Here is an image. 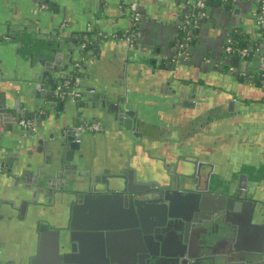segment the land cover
Wrapping results in <instances>:
<instances>
[{
    "label": "water",
    "instance_id": "95a60500",
    "mask_svg": "<svg viewBox=\"0 0 264 264\" xmlns=\"http://www.w3.org/2000/svg\"><path fill=\"white\" fill-rule=\"evenodd\" d=\"M35 1L41 4L51 2ZM52 1L49 5L51 11L54 8L58 9L59 3L62 2ZM71 1L75 2L71 13L74 15L79 13V17L86 19L100 11L107 16V12L111 10H115L117 18L121 12L119 6L122 5L125 14L128 15L127 28L115 33L116 39H107L101 46H94L92 50L79 51V55H83V61L80 62L86 66L78 71L80 78L78 91L81 96L75 104L56 102L52 99L51 89L54 87L51 88L50 83L54 75L53 66L60 64L59 58L65 51V43L58 40L60 39L57 37L58 34L53 36L57 37L55 47L45 53L48 57L51 56L52 62L43 63L42 72L35 81L31 75L37 68L29 65V58L24 59L20 56L18 52L20 42L16 43L14 50L10 43L0 45V182L4 179L7 181L5 185L8 186L3 185L1 188L0 193L3 192L5 198L0 197V209L7 206L14 214L20 213L21 216L23 213L24 216L29 215L37 219L38 222L50 223L48 219L56 212L55 206L64 205L66 225L59 228L52 225V230H49L50 233L59 236L61 254L59 264H79L76 249L85 242L95 244L99 251L97 261L94 262L91 255L86 257V261L90 259L92 260L90 264H109L110 255L105 252L104 247L108 246L107 238L113 235H118L119 238L133 236L130 239L133 246L138 243L141 247L136 252L132 251L127 258V264H264V223L257 224L259 218L264 217V205L259 208L256 204L249 205L251 210L246 213L248 224L244 225L249 228H246L239 220L243 211L240 203H235L234 200L227 199L219 193H209L207 196L211 198L207 200L198 194L201 192L195 193L196 195L183 192L180 189L179 177L184 178L183 184H187L188 180L195 177L181 172L179 164L176 165L177 172L173 175L174 167L169 171L165 169L163 172L154 171L153 179L149 183L139 180V172L133 165L135 160L132 157H122L123 168L115 163L107 166L113 167L105 169L98 158L82 152L81 145L74 140L71 130L74 126L72 117L78 114L82 119H98L105 124L104 130L95 135L94 142L110 137L112 140H123V143L133 148L142 149L143 141L151 140L143 136V130H138L143 128L138 123L139 110L137 106L130 107L126 102V90L128 86L132 89L144 86V81L136 80L140 74L136 76L134 73L139 68L148 66V63L155 64L156 59L148 58L147 51L141 52L135 47L137 39L144 34L140 22L145 16L140 14L139 22L134 24L130 16V2L125 4L124 0H120L115 6L105 2L96 6L94 2L85 0V4L81 6L80 0ZM185 1L187 4L188 0ZM196 1L193 5H196ZM225 2L220 3V12H224L227 7L232 9L235 4V0L227 5ZM154 4L161 5L158 1ZM60 9L61 14H66L65 6H61ZM237 12L234 10L227 13V16L230 17ZM197 15L198 11H193V16ZM97 19L102 24L105 23V18ZM114 23H117L116 20ZM199 30L200 28L195 30L196 35ZM23 31L30 33L29 29ZM127 39L130 43H126ZM75 44L76 41L73 42V45ZM76 50L78 51V48L70 44L67 49L68 55H73ZM110 55L114 56L115 62L109 63L111 67H108L103 60L110 62ZM164 59L167 60L169 57L164 56ZM233 64L236 65L237 62L233 61ZM168 68L172 72L176 70V62L171 61ZM9 69L19 71V80L16 75H8ZM147 73L152 76L153 71L149 70ZM43 77L47 82L42 81ZM186 88H181L182 92L174 90L177 95L179 94L175 95V103L183 99L180 92L186 97H191L192 93L189 91L196 89L191 85ZM165 92L167 98L174 95L171 94L173 92L171 88ZM187 102L188 100L182 101V106H186ZM21 120H33L35 131L20 127ZM166 139L171 140L172 137ZM28 145L34 155L24 158L23 151ZM258 153L256 151V154ZM188 160L195 165V158ZM195 170L196 167H192L194 173ZM162 180L166 182L163 183ZM147 183L150 184V189L157 188V191L138 195L141 190L149 188L147 186L142 188ZM194 191H199L198 187ZM190 196L195 198L194 202H191ZM111 203L119 208L121 204L129 206V210L127 212L121 209L114 210L115 220L109 225L107 221L104 222L105 215H100V212L102 206L104 210ZM229 203H234L235 209ZM143 206H147L148 209L146 220L142 214ZM80 213L86 214V225L82 227L77 226ZM124 220H127V223L122 222ZM249 222H253V228ZM45 229L47 228L44 225L37 226L38 231ZM248 230L252 234L250 240L256 238L255 247H258L249 250L244 248L246 249L244 253L231 259L224 253V238L232 245L233 235L236 236L237 232L242 231L246 234ZM195 243L202 245L204 250L199 257L198 253L191 252ZM168 248L178 250H170L171 253H167ZM32 259L21 253L4 258L0 251V264H32Z\"/></svg>",
    "mask_w": 264,
    "mask_h": 264
},
{
    "label": "crops",
    "instance_id": "0c3cea01",
    "mask_svg": "<svg viewBox=\"0 0 264 264\" xmlns=\"http://www.w3.org/2000/svg\"><path fill=\"white\" fill-rule=\"evenodd\" d=\"M119 1L120 0H114L113 2H111V0H89L90 3L94 2L96 6L97 4H104V2L105 4L115 6ZM130 1L131 0H124L125 4ZM156 1L160 4L163 3L162 6L160 7L154 4ZM194 1L195 0H188L187 4L185 0H142L140 2V14L145 16L142 22H140L142 26L141 29H143L144 34L137 39L138 41L135 47H137V49L141 52L148 51L149 49L158 56L155 58L156 60L154 59L156 61L155 64L150 65V63H148V66H144L143 69L139 68L136 70L137 73L135 75L137 76V74H140V77L136 78V80L147 77L150 74L147 73L149 70L153 71L152 76L156 78L153 82L148 79L142 80L144 81L145 89L141 90V87L134 88V86V89H132L128 86L127 90L132 92V94L129 95V100L131 102L145 100L148 105L144 109L146 110L147 116H144L143 114L142 117L146 118L148 123L156 122L159 124L158 121L164 120L162 116L165 117L168 113H170L167 107L158 108V106H156L158 102L161 103L163 101L164 95L162 91L168 86L167 78L169 76L166 72L170 70L166 65L167 61L164 59V56H168L170 54L172 46H174V41L180 35V18L187 14L188 11L193 12L196 10V5H193ZM202 1L205 3L204 12L206 13V19L198 24L197 28H200V30L197 38L187 47L186 51L182 53L179 58V62H176V66L180 68L179 71H181L182 75H184L182 78L186 81H190L191 84H194L191 86H196L195 88L198 87L197 89H201L202 95L206 94V92L208 93V90L213 88L211 84L215 81L224 86L225 96L244 101L247 100L249 102L255 101V97L260 95V89L264 88L254 87L252 86L253 84H246L240 80L239 77L240 75L245 77L246 75L251 74L253 69L257 67V64L252 60L245 61L238 63V65H234L236 68L235 71H229L228 59L225 57L223 51V44L228 40L229 34L234 29H240L246 35H250L252 37L254 29L256 28L252 17V13L256 10L255 4L246 0H235V4L232 9L227 7L224 12H220V3L226 1L225 4L227 5L232 0ZM51 2L53 1L51 0ZM51 2L49 4H41L37 3L35 0H10L7 3H4L1 14L4 20H9V24L10 21L15 18V20H17L16 26H21L23 28L30 27L31 29L34 28L33 30L30 29L31 36L25 34L26 36L24 37V41L27 43V46H29V52H20V49H18L20 56L24 59L29 58V65L37 68L31 75L34 81L38 78L39 74H41L43 63H47L52 60L50 59L51 56L48 57L45 53H48L49 49H52L55 46L54 44L51 46L46 45L44 41H40L38 39L33 41L31 38L32 34L37 35V29L41 28L42 31L46 30L44 31L45 33H42L45 39L50 38L53 41L58 37L60 38L58 40L64 41L65 51L62 52V57L59 58V61L61 62L59 65L56 64V66H53L55 72L53 80L50 83L52 88L58 80H62L63 77L69 73V69L71 68L70 66H72V63H74L75 57L77 56V50L73 55H68L67 52L70 44L77 48V44L73 45V35L80 33L87 25L94 30L102 32H120L127 28L128 15L124 12V6L120 5L119 11L121 12L117 18H115V10H111L107 12V16L106 14H102L100 11L94 13L86 19L81 18V16L79 17V13H76L75 15L71 13L74 8L73 5H75L74 1L62 0V2L58 5L59 8H54L52 11L49 9V5L52 4ZM143 2H145V4ZM84 4L85 0H80V5L83 6ZM42 5H45L46 9H42ZM61 6L66 7V14H61ZM98 10L99 8L96 9V11ZM234 10L238 11L237 14H232L228 17L227 13L233 12ZM97 18H105V23L102 24ZM114 20H116V24L114 23ZM64 24L66 26L62 27ZM2 27L4 31V29L7 28V22L2 25ZM56 34H58L57 37H53ZM10 44L13 50L17 46L15 41ZM160 55L162 57H159ZM109 60L110 62L103 60V63L108 67H111V62H115L114 56L110 55ZM162 63H164L163 68ZM11 70L12 69L8 70V75H16V78L19 80V71ZM192 74H200V77L192 76ZM42 81L47 82L45 77H43ZM51 90H53V88ZM135 92L137 93L135 94ZM252 103L255 104L256 102ZM253 112L259 114L260 117L262 116L261 113H264V110L261 107L259 108V111L252 108L248 114H253ZM159 117L162 119L160 120ZM72 119L73 125H76L83 120L90 121V118L82 119L79 114L76 117L73 116ZM95 135L96 134H86L83 136V140L85 141L84 146L88 151L86 152L88 156L90 155L98 158L102 164L107 163L108 165H111L117 163V165H120V168H123L122 157L131 156V152L134 148L123 143V140H112L110 137H104L102 140L94 142ZM144 144L148 143L144 142ZM145 152L146 150L141 149V147L136 150V154L133 156L135 160L133 163L134 166L136 162L147 163L150 161L148 153ZM23 153L24 158L32 157L34 155L29 145L26 146ZM110 167L104 168L109 169ZM6 183L7 181L2 179L0 182V191ZM4 187L8 186L5 185ZM3 196L4 193H0V197L5 198ZM54 210L56 211L54 214L53 212H50V214H53L52 217H49L48 219L50 223H42L41 221H36L37 219H34L29 215L24 216L23 213H21V216L20 213L18 215L14 214V212H10L7 206L2 207V209H0V251H2L4 258L11 257L12 254L15 253H21L23 256L26 255L32 257V264L61 263V260H58L61 255L58 242L59 236H55L53 233H50L51 231L49 230H52V225H55L57 228L64 227L66 225V207L62 204H58L57 207L55 206ZM114 210H116V208L112 203L105 207V211L108 214L105 215L104 222L107 221L109 225H112L115 220ZM97 222L98 221H96V223ZM122 222L127 223V220ZM39 225H44L47 229L44 231H38L37 226ZM85 225L86 214L80 213L77 219V226L82 227ZM249 230L251 231V229ZM249 230L246 235H248V237H252ZM120 238L123 240L127 239V237L124 236ZM114 239L115 238L113 236L107 238L108 246L106 247L105 245L104 247L105 252L110 255L109 264H127L128 255H123L121 257L116 255V257H114L112 255V251L110 253L109 244L110 241ZM166 252L171 253L169 251ZM77 261H79V264H82L80 258Z\"/></svg>",
    "mask_w": 264,
    "mask_h": 264
},
{
    "label": "flooded vegetation",
    "instance_id": "af4514ba",
    "mask_svg": "<svg viewBox=\"0 0 264 264\" xmlns=\"http://www.w3.org/2000/svg\"><path fill=\"white\" fill-rule=\"evenodd\" d=\"M8 1L10 0H0V45L12 43L13 41H15V43L20 42L21 47L19 51L27 53L29 52V46H27V43L24 41V37L26 35L31 36V32H25L23 29L30 30L31 28L16 26L17 20H15V18L10 21V24L9 20H4L1 10L4 6V3H7ZM44 6L45 5H42L41 8L46 9V6ZM204 19H206V17L203 18V20ZM180 21L181 18L179 23H181ZM6 22L7 28L3 31L2 25H4ZM85 28L77 34V37L72 36L74 41L77 42L78 52L81 51L80 45ZM37 31V35L32 34L31 38L33 41L38 39L40 41H44L45 44L49 46L54 44L55 40L52 41L50 38L45 39V37H43L42 33H45L44 31L46 30L42 31L41 28H39ZM102 43H98L95 46L101 45ZM223 48L224 51L225 47ZM92 49H94V46L85 50ZM173 56L174 54L171 50L170 54L168 55L169 59L166 60L167 67L170 66ZM225 57L227 58L226 55ZM81 60L83 61V55L80 54L79 60L77 61L75 58L74 61V63H79L78 71L81 70L82 67L86 66V64L80 62ZM69 70L70 71L67 73L68 75L66 74L65 78L71 74L73 66ZM179 70L180 68L177 67V69L173 72L171 70L166 72V74L169 76L167 78L168 86L166 89L171 88L173 90L171 94L174 93V95H172V98H167V94L165 92L166 89L162 91L164 95L163 101L161 103L158 102L156 106H158V108L167 107L170 113L167 112L168 114H165V117L162 116L164 120H161L162 118L159 117L161 120L158 121L159 124L156 122L148 123L147 119L142 117L143 114L144 116H147L146 110L144 109L148 105L146 104L145 100L131 102L129 100V95H131L132 92L130 90H126V102L128 105H130V107L138 106V123L141 127H143L142 129L139 128L138 130H143V136L149 137L151 139L149 142L146 140L143 141L142 144V149L146 150L150 161L147 163H135V167L140 173L138 178L143 182H149L153 179L154 171L157 170V172H163V169L169 171L174 167L172 170L173 175L175 172H177L176 165L179 164V169L181 168V172L195 177L191 180H188L187 184H183L182 181L184 178L179 177L180 189L183 192L193 194L201 192L198 194L204 196V198L207 200L210 197L207 196L209 193H219L223 194L227 199L234 200L235 203H240L242 205L240 208L243 211H241L242 215L239 216V220L241 223L243 222L242 224L244 226L245 224H248L246 222L248 214L246 213L251 210L249 205L256 204L258 208L264 205V113H261L262 116L260 117L259 114L254 112L253 114H248L252 108H255V110L259 111V108L261 107L264 110V89H260V95L255 97V101H252L256 102L255 104L247 100L244 101L241 99L229 98L228 96H225L224 86L218 84V82L215 81H213L211 84L213 88L208 90V93L206 92V94L202 95V90L197 89L198 87L196 88L197 90H186V87L194 84H191L190 81L184 80L182 78L184 75H182L181 71ZM136 73L137 72L135 71L134 74ZM192 76L200 77V74H192ZM155 78L156 77L154 76L148 75L147 77L139 80L141 81L148 79L153 82ZM239 78L246 84H253L252 86L254 87L264 88V82L259 81L257 83L258 85H255V83L251 81L255 78L249 75H246L245 77L240 75ZM144 86L141 87V90L145 89ZM183 87L186 88V91L192 93L190 94L191 97H186L184 93L181 94V88L183 89ZM175 89L177 91H181L180 96L183 98L179 99L178 102L176 101V103L174 102V98L175 95L178 96L179 94L177 95V92H174ZM52 99L56 101L53 95ZM186 100H188L186 103L187 105L183 107L181 102ZM133 103H137V105H134ZM230 110L232 111L230 112ZM89 120L100 123L99 132L104 130L105 124L102 121L93 118H90ZM175 130L178 133L174 132ZM171 131L173 132L170 133ZM83 136L79 142H76L80 143L82 152L88 155L86 153L88 151L84 146L85 141L83 140ZM168 137H172V139H166ZM144 142L148 144H144ZM136 150L137 148L134 147V150H132L133 153L131 156H129V158H133V156L136 154ZM256 151L259 153L256 154ZM189 158L196 159L195 165L191 162V160H188ZM158 161H160V163H158ZM107 166H109L107 163L103 165V167ZM192 167H196L195 173L192 171ZM180 170L178 171L180 172ZM162 181L163 183L166 182L165 180ZM149 183L142 186V188L146 186L149 187L147 190H141L137 194L144 195L146 193H154V191H157V188L150 189ZM197 187L199 191H194V189ZM238 187L240 189H238ZM131 196H134V194H131ZM190 199H192L191 202L195 201L193 196H190ZM229 205L233 209L236 207L234 203H229ZM115 208L116 211H118L117 209H121L123 212H127L129 210V206H124L122 204L121 208L118 206ZM141 209L144 220L148 219L147 206H143ZM101 214H108L106 213L105 209L103 210V206L100 212V215ZM262 222L264 223V217H260L257 224L261 225ZM252 223L249 222L250 227H252ZM244 227L249 228L247 226ZM113 237L115 239L110 241L109 249L110 253L112 251V255L114 257H116V255L120 257L123 255L130 256L132 251L136 252L141 248L138 243H136L135 247L133 246L130 240L133 236H124L127 237L125 240L119 238L118 235H113ZM250 238L252 239V237H248L244 231L240 233L237 232L236 236L233 235L234 241L232 245H230L228 240L224 238V253L229 255L231 259H234L238 254L245 252L246 249L244 248H248L247 250H249L250 248L254 247L256 249L258 247H255L256 238L252 241ZM248 240H250L251 243ZM229 245L232 249H230ZM201 246L202 245L199 243H195L191 248L192 254L198 253L199 257V255L204 252ZM166 250L170 251L172 249L168 248ZM176 250H178V248H175L172 251ZM75 254L77 255L78 259H81L82 264H90L92 260L94 262L97 261L96 258L97 255H99V251L95 244L92 245L90 242H85L84 244L81 243V246L76 249ZM88 255H91V257L93 256L91 261L90 259H87L88 261H86V257H88ZM192 262H194V259Z\"/></svg>",
    "mask_w": 264,
    "mask_h": 264
},
{
    "label": "built area",
    "instance_id": "2783aa9c",
    "mask_svg": "<svg viewBox=\"0 0 264 264\" xmlns=\"http://www.w3.org/2000/svg\"><path fill=\"white\" fill-rule=\"evenodd\" d=\"M141 0H131L129 3V9L131 13V19L134 24L139 22L140 12L138 7ZM253 2L256 6V10L252 13V17L257 29L262 31L264 34V0H246ZM45 7V6H44ZM43 7V8H44ZM205 3L202 0L197 1L196 11L199 13V18L203 19L206 17L204 12ZM65 25V24H64ZM65 27V26H62ZM180 38L176 44L172 47V52L174 54L172 61L177 62L181 57L182 53L186 51L190 44L192 38V31L196 29L197 26L192 23L189 15L185 14L182 16L180 24ZM117 34L115 33H105L99 30H94L90 26H86L84 35L82 37V42L80 45L81 51H85L89 47H93L98 43H102L107 39H116ZM259 45H254L253 47L245 48H231L226 47L224 52L228 60L232 58H237L240 63L252 60L257 64V67L253 69L251 77L264 78V37L260 39ZM126 43H130L127 39ZM247 59V60H246ZM235 60V59H234ZM237 62V60H235ZM79 63L76 62L73 65V70L71 74L54 85L52 90V95L59 102H70L77 103L80 98V92L78 91V86L80 83L79 73H78ZM231 71H235L236 68L233 65L229 66ZM19 126L22 128H30L35 131V122L33 120H21ZM74 140L79 142L81 137L86 134H96L100 130V123L96 121L83 120L82 122L74 125L72 127Z\"/></svg>",
    "mask_w": 264,
    "mask_h": 264
},
{
    "label": "trees",
    "instance_id": "16d2710c",
    "mask_svg": "<svg viewBox=\"0 0 264 264\" xmlns=\"http://www.w3.org/2000/svg\"><path fill=\"white\" fill-rule=\"evenodd\" d=\"M207 4V2H206ZM187 15L190 16L192 23H194L197 27L198 24L201 23L203 21V19L199 18V13L197 16H193V12L192 11H188ZM182 19V18H181ZM75 37H77L78 35L75 34L73 35ZM264 37V34H262V31L255 28L254 29V34L252 35V37L250 35H246L245 33H243L240 29H234L230 34H229V38L228 40L224 43V47H231V48H245V47H253L254 45H259L260 43V39ZM180 35L176 38V40L174 41L173 45L177 43V41L179 40ZM197 38V35L195 34V29H193L192 31V38L190 41V44L192 42H194V40ZM92 47V46H91ZM90 47V48H91ZM237 60V65L238 63H240V61L235 57L232 58V60H229V63L232 61ZM247 60V59H246ZM233 63V62H232ZM232 65V64H231ZM249 76H252L251 74H248ZM254 78V77H253ZM253 83H255V85H258L257 83L260 82H264V78H258L255 77L254 80H251Z\"/></svg>",
    "mask_w": 264,
    "mask_h": 264
},
{
    "label": "rangeland",
    "instance_id": "374dc122",
    "mask_svg": "<svg viewBox=\"0 0 264 264\" xmlns=\"http://www.w3.org/2000/svg\"><path fill=\"white\" fill-rule=\"evenodd\" d=\"M162 4H163V3H162ZM162 4L160 5V7L162 6ZM138 11L140 12V4H139V7H138ZM62 26H66V25H62ZM78 53H79V52L76 53L77 56L75 57L77 61H78L79 58H80V55H79ZM146 56H147L148 58H153V57H154V59H155V58H157L158 55H157V54H154L151 50L148 49ZM159 57H162V56L160 55ZM232 62H233V61H232ZM232 62L229 63V61H228V68H229V66H230L231 64L234 66V64H233ZM229 71H231V70L229 69Z\"/></svg>",
    "mask_w": 264,
    "mask_h": 264
}]
</instances>
